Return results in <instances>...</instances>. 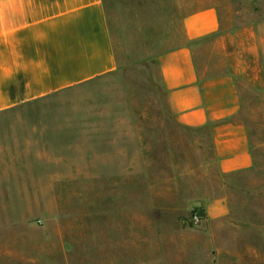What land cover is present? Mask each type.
I'll list each match as a JSON object with an SVG mask.
<instances>
[{
    "label": "rangeland",
    "instance_id": "374dc122",
    "mask_svg": "<svg viewBox=\"0 0 264 264\" xmlns=\"http://www.w3.org/2000/svg\"><path fill=\"white\" fill-rule=\"evenodd\" d=\"M208 4L219 6L224 27L238 31L240 48L253 25L264 49V0H105L118 69L0 114V258L14 245L16 259L69 264L53 254L57 244L73 241L83 249L77 264H103L102 250L87 260L86 245H101L104 229L123 211L130 241L136 227L155 224L165 244L175 224L198 231L203 222L194 216L204 215L193 203L200 190L213 194L220 178L202 137L176 123L157 56L185 42L184 17ZM262 63L251 62L240 77V116L259 165L249 184L264 186ZM254 215L242 213L238 240L230 223L216 225L224 228L214 249L197 235L181 236L186 246L174 262L189 256L188 264H264V235L252 229L264 226V214ZM44 249L50 257H42Z\"/></svg>",
    "mask_w": 264,
    "mask_h": 264
},
{
    "label": "crops",
    "instance_id": "0c3cea01",
    "mask_svg": "<svg viewBox=\"0 0 264 264\" xmlns=\"http://www.w3.org/2000/svg\"><path fill=\"white\" fill-rule=\"evenodd\" d=\"M224 23L217 4L205 5L184 17L185 42L157 56L176 123L202 137L200 144L208 148L220 178L213 194L200 190L193 203L204 215L203 224L196 232L175 224L167 244L159 242L156 224L149 230L136 227L134 241H130L126 212H119L112 226L104 229L101 245L87 243L90 263L102 250L103 264H147L148 260L176 264L175 252L186 246L181 236L197 235L195 241L199 238L208 249H214L222 242L224 228L216 225L230 223L232 226L226 227L237 231L238 240L242 213L247 212L248 217L255 213L254 218L264 214V186L255 179L249 184L259 165L240 116L244 103L240 77L248 73L251 62L260 68L264 49L256 43L255 26H248L240 48L238 31ZM118 66L105 0H0V114L93 82L114 73ZM262 68L264 80V63ZM231 193L233 199L237 196L233 202ZM252 229L264 235L262 224ZM56 247L55 258L70 259L69 264H77L83 250L73 241ZM160 250L169 253L160 254ZM5 251L0 264L46 263L42 258L16 259L19 255L14 245H7ZM41 254L43 258L51 256L45 249ZM187 259L189 256H180L177 264Z\"/></svg>",
    "mask_w": 264,
    "mask_h": 264
},
{
    "label": "built area",
    "instance_id": "2783aa9c",
    "mask_svg": "<svg viewBox=\"0 0 264 264\" xmlns=\"http://www.w3.org/2000/svg\"><path fill=\"white\" fill-rule=\"evenodd\" d=\"M203 220H204V218H203V216L201 214H195V216H194V222L196 224L202 223Z\"/></svg>",
    "mask_w": 264,
    "mask_h": 264
}]
</instances>
